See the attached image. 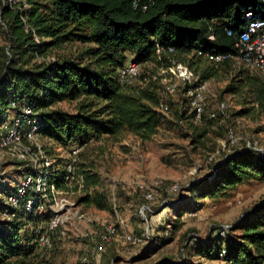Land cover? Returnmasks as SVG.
I'll return each mask as SVG.
<instances>
[{
    "label": "trees",
    "instance_id": "1",
    "mask_svg": "<svg viewBox=\"0 0 264 264\" xmlns=\"http://www.w3.org/2000/svg\"><path fill=\"white\" fill-rule=\"evenodd\" d=\"M139 1L135 6V0H27L28 6L20 9L0 0V37L6 41L0 44V132L12 122L7 119L11 109L17 115L22 106L30 105L39 119L41 138L64 147L78 143L85 149L105 139L119 141L126 134L149 141L171 120L160 108L162 75L156 70L145 71L144 65L156 63L161 69L173 59L196 72L198 81L193 86L232 73L226 92L244 97L240 113L264 116V71L237 68L231 59L216 62L206 56L236 53L235 39L227 35L226 28L242 29L246 12L256 10L261 0ZM75 42L85 47L73 54L59 53ZM159 47L164 48L161 54ZM168 47L175 51L170 53ZM130 56L142 65V71L133 83H126L120 69ZM187 90L184 87L185 93ZM63 102L72 110L63 109ZM189 109V99L186 106L178 105L175 123L192 126L194 122L186 115ZM206 117L209 112L205 111L203 119ZM191 118L195 120L193 112ZM78 167L86 191L100 184L92 162L82 164L81 160ZM2 179L0 214L8 208L7 197L16 189ZM53 181L64 188L65 171L56 180L53 176ZM253 181L264 182V155L241 149L227 153L215 163L213 173L192 183L188 192L195 199L229 198L239 186ZM79 203L108 208L98 192H88ZM172 208L183 215L199 206H190L183 196ZM49 217L21 207L18 219H0V264H34L39 235L23 230L30 222L47 228ZM234 229L241 232L227 239L219 233L206 242L190 237L195 254L210 263L160 260L155 264H264V199Z\"/></svg>",
    "mask_w": 264,
    "mask_h": 264
},
{
    "label": "rangeland",
    "instance_id": "2",
    "mask_svg": "<svg viewBox=\"0 0 264 264\" xmlns=\"http://www.w3.org/2000/svg\"><path fill=\"white\" fill-rule=\"evenodd\" d=\"M5 43L0 37V44ZM84 47L82 43L75 42L68 44L59 53L73 54ZM129 60H133L132 56ZM173 63L179 62L173 59ZM156 66V63L146 64L145 71L156 70L158 75H162V84L173 77L171 74H163V68ZM234 67L245 68L242 65ZM233 76L232 73H223L220 78L206 83V112H218L222 102L226 103L227 108L219 111L217 118L206 117L202 121L192 119L193 111L186 110V115L194 122L192 126L175 123V108L178 105L186 106L188 99L184 86L176 93L164 96L174 106L164 113L171 121L153 139L146 142L132 134H126L119 141L105 139L84 149L78 143L64 147L42 136L40 142L44 153L41 156L53 160L54 179L65 171L64 188L56 186L69 192L71 199L77 204L75 209L84 213L87 219H69L63 227L51 234L52 247L37 244V259L34 264H78L81 256H88L93 264H155L160 260L210 263L211 261L195 254V247L189 242L190 237L198 236L201 242L210 241L221 228H230L232 236L240 233V230L234 228L264 199V182L261 181L239 186L229 198L195 199V195L188 192L192 183L213 173L215 163L223 160L227 153L245 149L263 155L264 116L258 112L249 115L240 113L244 97L226 92ZM60 106L72 110L64 102ZM16 113L11 109L7 113V119L12 120ZM230 129H234L242 137L237 144H231L228 140ZM80 147L82 149L75 158V171L68 180L66 165L69 160H73L74 149ZM82 152L84 155L81 157ZM81 160L82 164L92 162L95 172L100 175V184L88 191L78 167ZM28 169L29 165L25 162L0 154V180L5 177L7 184L16 185ZM176 183L181 186L179 193L171 190V186ZM139 184H143L147 190H153L156 201H147L145 191L139 188ZM88 192L90 195L97 192L101 194L102 204H106L108 208L99 209L95 205L80 204V199ZM183 196L189 200L190 206L197 204L199 209L178 215L172 206ZM191 213L196 215L191 216ZM2 217L3 213L0 214V219ZM121 221L128 226L123 227ZM108 224L116 225L118 236L111 243L105 244L101 236ZM147 226L150 227L152 238L150 247L133 246L124 241L125 231L141 235ZM44 227L46 225L41 223L35 227L30 222L23 231L40 235L46 230Z\"/></svg>",
    "mask_w": 264,
    "mask_h": 264
},
{
    "label": "built area",
    "instance_id": "3",
    "mask_svg": "<svg viewBox=\"0 0 264 264\" xmlns=\"http://www.w3.org/2000/svg\"><path fill=\"white\" fill-rule=\"evenodd\" d=\"M135 0V6L139 3ZM256 10H249L245 14V25L242 29L234 31L227 27L226 33L228 36H233L237 48L236 53L216 54L206 53V56L222 62L228 59L233 60L234 66H244L253 70L264 71V0ZM4 5H9L11 8L27 7V0H4ZM147 5L143 6L146 9ZM210 39H214L211 35ZM170 53L175 51L174 47L167 48ZM164 48L159 47L157 52L161 54ZM202 54V51H199ZM142 65L134 60H129L120 69V77L123 82L133 83L140 75ZM163 74H171L173 77L169 81H163V96L172 95L177 90L184 86L188 88L186 94L189 99L191 110L194 113L195 119L202 121L206 111V93L207 84H199L193 86L198 81L196 72L185 63H173L168 68H163ZM16 102L13 107H17ZM161 110L166 113L171 107L170 104L163 99L160 105ZM227 108L225 102H222L219 111H224ZM219 111L209 112L210 118H217ZM40 124L38 117L34 114L33 108L30 105L21 107L19 113L13 117L12 122L5 126V129L0 132V154L7 155L19 162H25L29 165L28 171L22 176L16 184L15 191L7 197L6 203L8 208L3 212L2 220L12 222L18 219V211L21 207L26 212L50 215L47 228L38 237V243L43 247H52V233L69 221L73 217L87 219L84 213H80L79 209H75L77 204L74 202L69 192L60 190L53 181L55 171L54 162L52 159H45L41 156L44 151L40 142ZM242 137L237 135L234 129L228 132V140L231 144H237ZM80 148H75L73 151V160L67 163L68 176L75 171L76 156L81 151ZM264 155V152H262ZM6 183V180H3ZM8 181V180H7ZM140 189H144L145 198L149 202L156 201V195L153 190L145 189L143 184H139ZM171 190L175 193L181 191V186L176 183L171 186ZM195 216L196 213H191ZM120 224L123 227L128 226L124 221ZM64 233V230H61ZM230 228H221L218 230L220 236L227 239L230 236ZM118 236L117 227L114 224L105 226L101 238L105 244L111 243ZM125 242L133 246H145L151 240L150 227L144 230L141 235H136L130 231H125L123 235ZM192 240L199 241L198 236H192ZM225 250L221 252L223 257ZM78 264H93L88 256H81Z\"/></svg>",
    "mask_w": 264,
    "mask_h": 264
}]
</instances>
